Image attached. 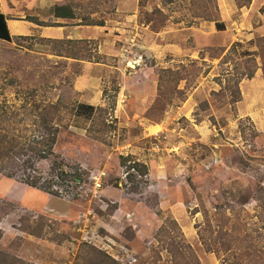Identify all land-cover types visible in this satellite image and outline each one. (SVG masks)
I'll return each mask as SVG.
<instances>
[{"label":"rangeland","instance_id":"374dc122","mask_svg":"<svg viewBox=\"0 0 264 264\" xmlns=\"http://www.w3.org/2000/svg\"><path fill=\"white\" fill-rule=\"evenodd\" d=\"M55 7L88 36L0 41V131L36 139L35 105H59L63 129L27 171L38 191L23 172L0 177V252L185 264L180 249L192 264H264V0H0L41 26L57 25Z\"/></svg>","mask_w":264,"mask_h":264},{"label":"trees","instance_id":"16d2710c","mask_svg":"<svg viewBox=\"0 0 264 264\" xmlns=\"http://www.w3.org/2000/svg\"><path fill=\"white\" fill-rule=\"evenodd\" d=\"M64 11V7H55V17H62ZM71 18H74L73 14L71 15ZM44 26L49 27V25ZM216 27L220 30L223 29V27L219 25H216ZM0 41L6 43L12 42V37L7 26L6 18L1 13ZM60 109L61 108L59 105H48L43 107L35 105L34 114L37 119V123H35V125L39 133L36 139H31L24 142V139L0 131V177L11 179L18 172H23V175L25 174L23 183L28 186V188L38 191L40 178L37 176H33L32 174H28L27 171L33 168L35 163L34 160H36L37 162L41 160H47L50 157H53V155L55 154V149L58 146V138L63 130L59 128V123H61ZM79 109L83 114H85V116H87V118L90 117V119L93 117L96 110L94 107L86 105H79L78 110ZM92 121L93 120H91V122ZM65 127H67V125ZM8 128L6 129L8 130ZM60 164L63 163L60 162L58 166H61ZM133 169H136L140 173L143 172L141 169L146 170L145 167L140 164L129 167L130 171ZM131 175L132 174H130L128 171V177L130 179H133ZM56 178L63 184H74L75 187L81 186L84 182L82 175L77 171L74 174H68L64 171L58 170ZM67 187L68 189H70L69 186ZM48 193L53 196L60 195L58 191H50ZM40 227L41 226L38 224L36 230H40ZM171 245L173 247L174 244L171 243ZM90 250L93 252V255L89 253V256H91V258L88 259V264H118L110 256L106 255V253H98L94 249ZM176 253H179L182 256V258L185 260V264H192V256L189 252L185 253L178 249L176 250ZM0 264L21 263L18 262L16 258L0 252Z\"/></svg>","mask_w":264,"mask_h":264},{"label":"crops","instance_id":"0c3cea01","mask_svg":"<svg viewBox=\"0 0 264 264\" xmlns=\"http://www.w3.org/2000/svg\"><path fill=\"white\" fill-rule=\"evenodd\" d=\"M63 6V5H62ZM1 13V12H0ZM3 14V13H1ZM74 15L72 10H68L65 8V11L63 12L62 17H55V14L53 13V20L57 24L56 26H41V24L27 22V21H18L16 19H12L7 17V15L3 14L7 21V26L10 32L11 37L20 35L24 33L25 36L27 35H33V34H39L43 38L47 39H54V40H64V39H70V40H81L83 37H86L84 28L82 29H76L73 28L72 23L73 21H76L75 16L74 18H71V15ZM41 23V22H40ZM81 33V35H80ZM85 105V104H83ZM86 106L94 107L93 104H88ZM95 108V107H94Z\"/></svg>","mask_w":264,"mask_h":264},{"label":"built area","instance_id":"2783aa9c","mask_svg":"<svg viewBox=\"0 0 264 264\" xmlns=\"http://www.w3.org/2000/svg\"><path fill=\"white\" fill-rule=\"evenodd\" d=\"M101 180V178H100ZM99 179H96L95 181V189H99L101 187V181Z\"/></svg>","mask_w":264,"mask_h":264},{"label":"bare ground","instance_id":"6f19581e","mask_svg":"<svg viewBox=\"0 0 264 264\" xmlns=\"http://www.w3.org/2000/svg\"><path fill=\"white\" fill-rule=\"evenodd\" d=\"M129 65L132 66V64H129ZM152 129L156 130L157 128H152Z\"/></svg>","mask_w":264,"mask_h":264}]
</instances>
